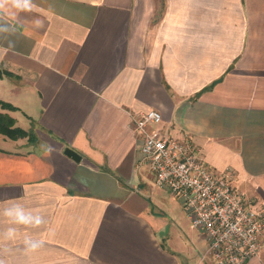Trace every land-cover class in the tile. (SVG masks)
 <instances>
[{"label": "crops", "instance_id": "crops-1", "mask_svg": "<svg viewBox=\"0 0 264 264\" xmlns=\"http://www.w3.org/2000/svg\"><path fill=\"white\" fill-rule=\"evenodd\" d=\"M33 3L0 36V102L16 108L0 113L34 134H0V208L22 204L45 224L8 239L0 216V261L217 264L195 227L171 235L165 208L178 197L139 164L135 119L159 110L165 134L264 210V0ZM26 237L43 244L28 250ZM262 243L247 264H264V232Z\"/></svg>", "mask_w": 264, "mask_h": 264}, {"label": "built area", "instance_id": "built-area-1", "mask_svg": "<svg viewBox=\"0 0 264 264\" xmlns=\"http://www.w3.org/2000/svg\"><path fill=\"white\" fill-rule=\"evenodd\" d=\"M162 121L155 108L137 114L139 164L150 170L158 187L181 200L193 227L206 237L203 259L210 254L217 264H247L263 247L264 210L234 185L231 172L212 170L190 141L165 134Z\"/></svg>", "mask_w": 264, "mask_h": 264}, {"label": "clouds", "instance_id": "clouds-1", "mask_svg": "<svg viewBox=\"0 0 264 264\" xmlns=\"http://www.w3.org/2000/svg\"><path fill=\"white\" fill-rule=\"evenodd\" d=\"M36 5L33 0H0V36H10L14 34L15 28L12 24L5 20V17L15 10L16 12H31ZM9 47L13 46V41L9 40ZM46 151L50 154L51 147ZM0 216L6 218L10 227L3 233L8 239L15 238L17 228L16 226H23L26 229H38L45 224L44 217L38 212L25 208L22 204H12L3 208H0ZM43 244L41 240H35L31 237H26L24 245L28 250L35 251L39 249ZM0 264H4L0 261Z\"/></svg>", "mask_w": 264, "mask_h": 264}, {"label": "rangeland", "instance_id": "rangeland-1", "mask_svg": "<svg viewBox=\"0 0 264 264\" xmlns=\"http://www.w3.org/2000/svg\"><path fill=\"white\" fill-rule=\"evenodd\" d=\"M165 209L166 213L164 216L169 224L168 228L173 237L178 236V232L179 235L183 232L198 234L189 220L187 211L182 207L181 201L178 198L174 197Z\"/></svg>", "mask_w": 264, "mask_h": 264}, {"label": "trees", "instance_id": "trees-1", "mask_svg": "<svg viewBox=\"0 0 264 264\" xmlns=\"http://www.w3.org/2000/svg\"><path fill=\"white\" fill-rule=\"evenodd\" d=\"M2 106L9 109H16L13 105L0 102ZM0 134H5L11 138H19L28 136L29 140H34L32 131H26L21 127L15 126V119L9 114L0 113Z\"/></svg>", "mask_w": 264, "mask_h": 264}, {"label": "water", "instance_id": "water-1", "mask_svg": "<svg viewBox=\"0 0 264 264\" xmlns=\"http://www.w3.org/2000/svg\"><path fill=\"white\" fill-rule=\"evenodd\" d=\"M64 153L77 162L81 160V155L75 149L69 146L65 148Z\"/></svg>", "mask_w": 264, "mask_h": 264}]
</instances>
